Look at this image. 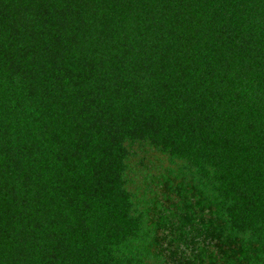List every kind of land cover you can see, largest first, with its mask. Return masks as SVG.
Instances as JSON below:
<instances>
[{
    "label": "trees",
    "instance_id": "1",
    "mask_svg": "<svg viewBox=\"0 0 264 264\" xmlns=\"http://www.w3.org/2000/svg\"><path fill=\"white\" fill-rule=\"evenodd\" d=\"M0 264H264V0H0Z\"/></svg>",
    "mask_w": 264,
    "mask_h": 264
}]
</instances>
